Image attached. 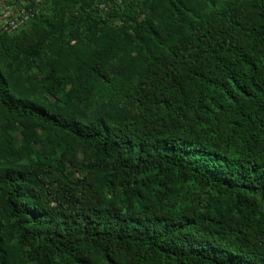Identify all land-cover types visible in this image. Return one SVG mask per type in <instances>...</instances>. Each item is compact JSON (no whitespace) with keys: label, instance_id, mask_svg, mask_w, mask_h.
<instances>
[{"label":"trees","instance_id":"16d2710c","mask_svg":"<svg viewBox=\"0 0 264 264\" xmlns=\"http://www.w3.org/2000/svg\"><path fill=\"white\" fill-rule=\"evenodd\" d=\"M45 2L0 35V264H264V0Z\"/></svg>","mask_w":264,"mask_h":264},{"label":"built area","instance_id":"2783aa9c","mask_svg":"<svg viewBox=\"0 0 264 264\" xmlns=\"http://www.w3.org/2000/svg\"><path fill=\"white\" fill-rule=\"evenodd\" d=\"M26 5V0H0V35L18 32L33 18Z\"/></svg>","mask_w":264,"mask_h":264},{"label":"rangeland","instance_id":"374dc122","mask_svg":"<svg viewBox=\"0 0 264 264\" xmlns=\"http://www.w3.org/2000/svg\"><path fill=\"white\" fill-rule=\"evenodd\" d=\"M27 1V0H26ZM34 2H39L40 0H33ZM54 1L55 0H47V2L43 3V14L45 16L49 15L50 12L52 11V8H53V5H54ZM135 3L136 6H141V3L144 1V0H131ZM101 8V6L99 7ZM31 28H32V25H27L25 28H23L20 32L22 33V31H26V32H29L31 31ZM22 140H23V135L21 133V131H18L16 133V136L14 137V141L13 143L11 144L10 146V149L13 153H16L17 149L22 145ZM36 149L40 148L39 146L35 147Z\"/></svg>","mask_w":264,"mask_h":264}]
</instances>
